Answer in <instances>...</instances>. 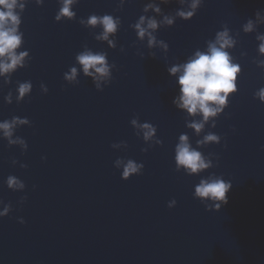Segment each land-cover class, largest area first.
<instances>
[{"label":"water","instance_id":"95a60500","mask_svg":"<svg viewBox=\"0 0 264 264\" xmlns=\"http://www.w3.org/2000/svg\"><path fill=\"white\" fill-rule=\"evenodd\" d=\"M190 4L77 0L75 15L58 21L61 0H25L17 51L28 56L0 76V122L28 121L11 138L0 133V211L10 206L0 217V264H264V102L256 97L264 87V0H201L190 19L177 15ZM106 14L118 21L107 40L86 23ZM141 16L158 23L154 45L138 35ZM225 29L240 66L236 91L197 133L188 125L203 117L176 106L180 85L168 70ZM85 51L105 54L106 77L84 74L76 57ZM24 82L32 90L17 99ZM144 123L155 129L151 139L137 127ZM209 133L218 141L198 143ZM181 135L209 168H178ZM18 138L24 143H10ZM121 159L144 167L125 181ZM9 176L24 188H9ZM212 177L231 182L227 205L195 195Z\"/></svg>","mask_w":264,"mask_h":264},{"label":"clouds","instance_id":"9594fccd","mask_svg":"<svg viewBox=\"0 0 264 264\" xmlns=\"http://www.w3.org/2000/svg\"><path fill=\"white\" fill-rule=\"evenodd\" d=\"M77 0H61V6L56 15L59 21L63 17L71 18L75 15L72 11V6ZM167 2V0H163ZM201 0H191L190 10L178 11L177 15L190 19L195 15V10L199 7ZM149 8L155 7L148 5ZM25 8V0H0V76H5L18 67H23V62L28 56L27 51H17L22 44L23 33L20 31L22 24V17L20 12ZM17 9L20 11L18 12ZM147 11V8L145 9ZM155 11L160 9L155 7ZM259 15V13H257ZM86 23L90 26H100L103 29L102 38L107 40L109 34L117 30L118 21L111 15L96 16L92 15L88 18ZM164 23L171 25L173 19L169 17L164 18ZM146 25V26H145ZM138 35L141 38L148 36L149 45L156 43L152 31L156 30L158 23L155 19H146L144 16L140 17L139 23L135 25ZM246 32L253 30V22L249 20L244 27ZM264 40V36L259 37ZM235 41L230 36L229 32L218 31L214 41H209L206 51H196L195 54L188 59L186 63L173 66L169 68V72L173 76H178V83L180 85V96L174 101L176 106L184 109L192 116H202L203 120H197L188 125V127L200 133L210 118L217 117L222 113L224 107L227 106L228 97L236 91L235 80L237 74L240 72V66L233 62L228 49L232 48ZM162 46L166 47V45ZM259 51L264 53V43L260 45ZM78 63L82 66L83 72L86 76H94L99 74V77H106L109 74V67L106 64V56L103 53H93L85 51L76 57ZM94 70V73L93 71ZM77 76V68L71 69V75L65 74L68 81H73ZM32 90L31 82L20 83L18 87L19 96L17 99H22L27 96ZM45 91L47 89L45 88ZM256 97L264 102V87L260 88L256 93ZM11 102V98H8ZM28 121L21 120L14 117L11 121L5 120L0 122V133L4 137L11 138L13 130L17 124H25ZM136 124L134 120L132 122ZM143 129V136L145 140L151 139L155 135V129L149 123L137 125ZM215 127V124H213ZM180 142L175 148V160L179 167H183L189 174L199 173L211 166L210 161L202 156V153L194 149L190 143L187 135L179 137ZM218 141L215 134H207L202 141L198 143L203 144L207 142ZM10 143H21V139L11 140ZM46 159V157H45ZM117 168H123L121 177L123 180H129L133 175L140 174L143 164H137L134 160L128 159L118 160L116 162ZM9 188L20 190L24 188V184L16 179L14 176H9L6 181ZM231 182H226L222 178L212 177L203 179L199 185L196 186L195 195L203 200L219 201L224 205L228 204L227 193L231 190ZM220 205L217 204V208ZM10 206L4 207L0 211V217H6L9 214ZM20 223H25L21 220Z\"/></svg>","mask_w":264,"mask_h":264}]
</instances>
